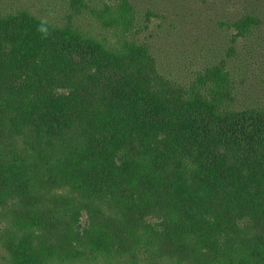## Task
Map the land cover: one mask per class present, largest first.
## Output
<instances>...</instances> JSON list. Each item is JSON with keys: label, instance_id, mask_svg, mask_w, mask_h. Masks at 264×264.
Here are the masks:
<instances>
[{"label": "trees", "instance_id": "obj_1", "mask_svg": "<svg viewBox=\"0 0 264 264\" xmlns=\"http://www.w3.org/2000/svg\"><path fill=\"white\" fill-rule=\"evenodd\" d=\"M0 264H264V0H0Z\"/></svg>", "mask_w": 264, "mask_h": 264}, {"label": "clouds", "instance_id": "obj_2", "mask_svg": "<svg viewBox=\"0 0 264 264\" xmlns=\"http://www.w3.org/2000/svg\"><path fill=\"white\" fill-rule=\"evenodd\" d=\"M37 32L41 35V38L43 39H47L50 35L49 27L43 21L37 26Z\"/></svg>", "mask_w": 264, "mask_h": 264}]
</instances>
